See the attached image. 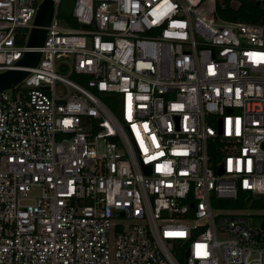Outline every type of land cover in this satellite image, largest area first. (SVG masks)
<instances>
[{"label":"built area","instance_id":"2783aa9c","mask_svg":"<svg viewBox=\"0 0 264 264\" xmlns=\"http://www.w3.org/2000/svg\"><path fill=\"white\" fill-rule=\"evenodd\" d=\"M43 1L0 0V73L40 54L0 92V264H264V229L222 212L264 195V26L75 0L71 28L53 0L31 49Z\"/></svg>","mask_w":264,"mask_h":264},{"label":"trees","instance_id":"16d2710c","mask_svg":"<svg viewBox=\"0 0 264 264\" xmlns=\"http://www.w3.org/2000/svg\"><path fill=\"white\" fill-rule=\"evenodd\" d=\"M75 0H60L57 7V17L66 26L78 28V24L71 16ZM216 12L225 20L253 23L264 26V0H217ZM249 207L264 211V195L257 201H252L251 195Z\"/></svg>","mask_w":264,"mask_h":264},{"label":"water","instance_id":"95a60500","mask_svg":"<svg viewBox=\"0 0 264 264\" xmlns=\"http://www.w3.org/2000/svg\"><path fill=\"white\" fill-rule=\"evenodd\" d=\"M54 3L53 0H44L37 12L34 28L32 29L27 47L31 49L39 48L43 45V41L46 35V28L49 26L52 15H53ZM40 54L38 52L30 51L26 52L23 58L17 63V67L21 68L19 70H9L0 73V92L11 89L20 83L27 75L28 72L24 69L33 68L36 66L39 60ZM250 198H246L244 203H249ZM222 207V204L219 205ZM243 206L242 195L238 193L235 203L233 205L234 209L240 210ZM261 229H264V220L260 225ZM264 248V244L262 245Z\"/></svg>","mask_w":264,"mask_h":264},{"label":"rangeland","instance_id":"374dc122","mask_svg":"<svg viewBox=\"0 0 264 264\" xmlns=\"http://www.w3.org/2000/svg\"><path fill=\"white\" fill-rule=\"evenodd\" d=\"M261 195H251L252 201H257L260 199ZM249 203H244L242 209L232 210L231 207L226 208L222 212L224 214H233V215H247L251 218L252 224L255 227H260L261 222L264 220V211L258 209H252L248 205Z\"/></svg>","mask_w":264,"mask_h":264},{"label":"flooded vegetation","instance_id":"af4514ba","mask_svg":"<svg viewBox=\"0 0 264 264\" xmlns=\"http://www.w3.org/2000/svg\"><path fill=\"white\" fill-rule=\"evenodd\" d=\"M243 202H244V200H243Z\"/></svg>","mask_w":264,"mask_h":264}]
</instances>
